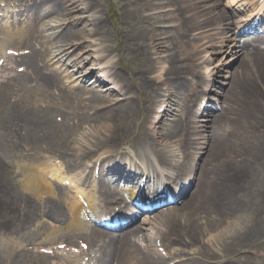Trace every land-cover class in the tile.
I'll return each mask as SVG.
<instances>
[{
  "label": "bare ground",
  "instance_id": "bare-ground-1",
  "mask_svg": "<svg viewBox=\"0 0 264 264\" xmlns=\"http://www.w3.org/2000/svg\"><path fill=\"white\" fill-rule=\"evenodd\" d=\"M29 1L26 5L25 0H17L13 7L17 15L11 16L14 20L23 17L25 28L11 22L14 29H0L2 48L10 41L15 46L13 50L29 51L14 59V66L20 63L19 67H25L22 74H10L14 66H3L0 72V243H20V238L42 219L67 229L85 227L89 231L86 220L95 216L92 203L79 192L77 198L68 197L64 188L50 183L47 176H54L57 168L46 162L61 161L70 171L101 158L98 180L93 178L94 171L91 173L86 167L81 171V185L97 188L103 205H126L138 192L134 188H113V183L103 181V172L131 182L130 186H140L138 176L145 178L146 183L162 181L153 189L167 183L173 185L177 179L182 182L185 177L191 192L184 199L188 191L185 188L177 198L173 196L179 206L147 216L142 222L141 213L135 217L125 215L122 219L135 228L126 229L123 234H96L91 229L93 233L82 239L89 243V252H98H90L98 256L94 264H167L158 252L159 236L174 246L169 255L175 261L172 264H238L234 258L254 256L260 239V243L264 241V173L258 155L264 148V48L258 47V40L251 45L230 47L226 32L243 34L246 28L242 31L231 21L226 23L230 15L223 9L216 12L212 3L204 4L209 0H122V16L128 30L120 35L119 56L141 59L143 63L129 69L133 76L126 80L123 68L110 64L113 50L108 43L112 42V34L105 20L102 16H86L90 11L101 13L96 12V0ZM256 1L229 2L246 9L255 7ZM131 6H141L135 25L130 20ZM165 7H171L169 12ZM74 8L82 18L67 24L54 21L57 16H70ZM149 12L152 13L148 15ZM257 14L262 20L264 12ZM243 17L238 22L242 26L246 21ZM45 19L49 20L48 25ZM164 20H171L175 31L159 29ZM45 28L53 31V39L44 34ZM202 28L221 30V34L205 36L210 41L200 46L190 44L189 40L197 37L193 32ZM217 35H222L217 38L219 45L213 41ZM145 37L149 38L148 43ZM206 45L212 49L220 47L234 59L226 65L231 70L224 83L216 80L215 71L218 75L220 68L211 69L213 57L208 55ZM78 47H84L87 53L90 51L86 48L95 47L101 56L90 60L97 68L75 76L78 84L71 92L72 87L65 88L67 79L60 78L57 70L50 67L53 60L58 62V56L66 57ZM163 52L162 64L154 65L152 57ZM12 59L7 57L4 62ZM71 65L78 67V59ZM197 67L204 73L199 80ZM88 82L102 89L103 96L90 91ZM163 87L166 94L158 102ZM210 93L216 102H208ZM174 111L180 112V117L167 124L165 119L174 116ZM200 115L203 118L199 119ZM57 117L65 122L58 124ZM67 120L73 127L88 124L82 129L85 134L81 142L67 135ZM75 141L80 142L77 152ZM22 152L27 153L24 158ZM179 155L181 162H176ZM191 163L194 173L188 169ZM10 165L20 169L10 170ZM234 191L248 194V205L247 200L236 201L232 197ZM161 192L167 193V189ZM214 216L221 222L225 218L227 226L211 229L219 220H211ZM137 241L147 249L142 250ZM180 248L187 251L186 262L176 260ZM30 249L11 254L9 263L45 264L48 258L35 254L33 247ZM247 264L254 263L248 260Z\"/></svg>",
  "mask_w": 264,
  "mask_h": 264
},
{
  "label": "rangeland",
  "instance_id": "rangeland-1",
  "mask_svg": "<svg viewBox=\"0 0 264 264\" xmlns=\"http://www.w3.org/2000/svg\"><path fill=\"white\" fill-rule=\"evenodd\" d=\"M2 1H0V5L1 6H2V4H6L5 2H2ZM4 1L8 2L9 5H14L17 2V0H4ZM96 1H97V5H98V8L96 9V12H98V10H100L101 13L100 14L99 13L95 14L92 11H90V13H87L86 16H90V17L93 16V15H96L97 17L98 16H102V18L105 20V23L108 26V28L110 29V32L112 34V42L108 43L109 47L113 50L111 52V54H110V57H112V59L110 61V64L113 65L114 67H122L124 72L122 73V71H121V73L125 75L124 78L127 80L128 77H132L133 76L131 73H129V69H131V68H139V66H143V63L141 62V59L135 60V59H132V57L129 58L126 55H122V54L119 56V50L121 49L120 48L121 44L119 42L120 41V35L122 34V32L128 30V27L126 26V23H125L127 21L123 20V16H122V13H123V11H122L123 10V2H122V0H96ZM129 1H132V0H129ZM229 1L230 0H209L208 2H205L204 4H206V3L214 4L215 8L213 10H215L216 12L219 9L225 10L226 13L228 15H230V19L226 20V23H228L229 21H233L235 23V22H237L236 20L238 18H240V16H242L241 15L242 14V8L238 7V6L237 7L234 6ZM25 2H26V4L30 3L29 0H25ZM67 5L70 6V3L67 2ZM71 7H73V6H71ZM170 8L171 7H165V11L169 12ZM76 10L77 9L74 8V12H72V14L70 16H68V17H61V16L58 17L57 16V17H55L53 19H54V21L56 20V23H58V24H66L68 22H73V21L78 20V19L83 17L81 14L76 13ZM140 12H141V6H134V7L131 6L129 8L130 20H131L132 23H134V25L137 22V19H135V18H136V16L139 15ZM151 13L152 12H149L148 15L151 14ZM170 14H171V12H170ZM53 19H51V20H53ZM45 23L48 25L49 24V20L45 19ZM51 25H54V23H51ZM174 25L175 24L173 22H171V20H169V21L164 20L163 21V25H160V26L157 25V26L161 30L167 29V30L175 31V28H173ZM78 28L79 27L76 26V29H78ZM86 29L91 30L90 26L89 27L87 26ZM211 29L212 28H202V29L197 30L196 32H193V34H195L197 37L191 38L189 40L190 44L200 46L203 43L209 42V39L205 38V36H206L207 33H212ZM52 33H53V31L50 28H45V33L44 34L46 36H49ZM225 36H226V39L227 38L231 39V40H228L229 44H231V47L233 45L235 46V44L237 45V43H238L237 42V38H234L235 41H233V36L231 37L230 34H226ZM221 37H222V35H220V36L217 35L216 39L214 40V42L219 45L220 44L219 43L220 39H217V38H221ZM84 40H86V39H80V42L84 41ZM144 41L146 43H148L149 42V38L145 37ZM241 41H242V39L240 40V43H242ZM9 42L10 41L5 42V46H6L5 48H9V46H11L9 44ZM21 44L23 45L22 48H25V45L23 43H21ZM198 46H196V47H198ZM207 46L208 45L204 46L206 50L209 49V48H207ZM11 47H15V46L12 45ZM86 49L88 51H90V52L87 53L86 50L84 49V47H78V48H75V50L68 55V57L70 56V59H72V60L78 59V62H79L78 64L80 65L81 68L80 69H76V68H71L69 66H67V68H66V66H63L62 70H64L65 68H66V70H64L62 72V75H66L68 77L73 75V78L75 79V76H77L79 74L83 75L84 73L88 72L91 68H95L96 67L95 62H90V60H95L93 57H100L101 54L97 53L98 49L95 48V47H89V48H86ZM23 50H25V49H23ZM104 51H105L104 54H106V49H104ZM208 51H210L208 55H211V57H213L212 58L213 59V64L211 66V69H213L215 66L220 68V72L218 73V75H217V71H215L216 80H219V81L224 83L226 78L229 76V72L231 70V69H227L226 65L228 63L234 61V59H231L232 56H230L229 54L223 53L222 49L220 47H215L214 49H209ZM163 56H165L164 52L162 54H160V55H157V56L155 55L154 57H152L153 64L154 65L162 64L161 63L162 61L160 60V58H162ZM43 58H44V56L42 57V59H41L39 64H42ZM17 64L18 65H15L16 70L18 68L17 66H19L20 63H17ZM66 64H69V61H67ZM55 66H57V65H55ZM55 66L51 65L50 69L53 70ZM59 66L61 67V65H59ZM21 69H22L21 67L18 68L19 71ZM50 69L47 72L48 75H49V73L51 71ZM196 71L199 72L198 77H197L198 80H199L201 77L204 76L203 75L204 73H203V70L200 69V67H197ZM77 84H78V82L75 81L74 82V86H75L74 88L77 87ZM88 86L90 88V91H93L94 93L98 94L97 96H99V97L103 96V94L100 93V91H102V89H100L96 85H93V84H91L89 82H88ZM164 88L165 87H163L162 90L159 91L160 95H158V98H157L156 101L160 102V101L164 100L163 97H162V95H164V93H165L164 92V90H165ZM212 91H213V88H212ZM76 92H78V91H76ZM18 93L21 95L20 92H18ZM207 97L212 103L216 102V99H215L213 94L210 93V94L207 95ZM110 99L111 100H115V98H110ZM38 103H39V101L37 102V104ZM172 109H175L174 106H173ZM173 115L174 116H171V115L167 116L168 117L167 120L165 119L166 120L165 122L167 124L169 122H171L172 119H178L181 114H180V112L177 113V111H174ZM198 118L201 119L203 117L200 115V117H198ZM64 122H65V120H64ZM64 122H63V118L62 117H61V119L58 117V121H57L58 124H62ZM67 124L70 127V129L67 130V135H69L73 139L75 138L76 140H79L81 142V138H82L83 134H85L84 132H82V129L85 128V127H88V124H82L80 126L77 125L76 127H73V126H71V123L68 122V120H67ZM139 124L140 123H138L137 125H139ZM127 137H129V136H127ZM79 143L76 142V141L73 143L74 150L76 152L78 151L77 149H78V144ZM26 155H27V153L24 152L22 154L23 158ZM258 155H259V160L263 164V166H261V168H262L263 173H264V148L259 150ZM45 158L46 157L44 156V159ZM181 159H182V157L179 155L177 158H175V161L176 162H181ZM57 162L59 163V161H57ZM62 163H63V161H62ZM11 164H13V163H11ZM46 164L48 166L54 165V163H52V161H48V162H46ZM58 165H60V167L59 168L56 167L57 168L56 176L48 177L50 183H52L54 185L55 184L56 185H60L61 183H65V182L70 183L67 186H62V187L65 188L64 192L65 193L67 192L66 195H68V197H69L70 194L73 195V193L76 191V189L78 190V188L81 190L79 192L82 193V194H85L88 198L91 197L92 194H94L93 189H92L93 187L91 185H84L82 187L80 186V183L82 181V175H81V172H80L81 170H79V169L75 170V171H73V170H70V171L69 170H65L64 163H63V166H62L61 165V161H60V163ZM9 169L10 170H15L16 166L10 165ZM65 174H69L68 177L66 179H64L63 182L58 183V181H59L58 177L61 178V176L65 175ZM262 186H263V193H264V175H263V184H262ZM261 190H262V187H261ZM188 193H189V191H188ZM232 197H234V199L236 201H238V202H242L243 200H247V199L250 198L248 196V194H244V193L238 192V191H234L232 193ZM263 198H264V196H263ZM99 205H100V203H98V207H99ZM247 205H248V200H247ZM252 205H253V202H251V200H250V206H252ZM221 209L223 210L222 207H221ZM233 217L234 216H232L230 218L233 219ZM218 219H219L218 216H214L211 220L215 221V220H218ZM47 222L48 221L46 219H42L40 221V223H36L33 227L30 228L29 231H27V233L25 232L26 236L23 235L25 237L20 238V241H21L20 243H14V242H11V241H8V240L1 242L0 243V264H10L9 261H8V257H10L11 254L17 255L18 252L24 250L26 247H27V250L30 247H33L35 254H37V253L43 254L40 250H42V251L44 250L45 251L44 248H47V247L51 248L50 251H52L53 250L52 248L58 247V244H60V243L61 244H65V245H69V246L73 247L74 249L79 250V248L81 246V244H80L81 242L88 243L87 240L85 241V239H82V238L86 234H92V232L91 231H87L85 229V227L76 228V229H67L65 227V225L64 226H59V225H54V224L48 225ZM212 225H213V228H211V229H215L216 230V229H220L221 227H226L227 226V222H226V220L224 218V221L221 222L220 219H219L216 223H213ZM54 226L56 228L52 229V227H54ZM52 230H55V231H52ZM50 231L53 234H51ZM51 238L53 239L52 242H51L52 245L49 246L48 242H49V240ZM84 238H86V237H84ZM263 239H264V237H263ZM261 240L262 239H260V241ZM260 241H259V247L256 250H254V253H255V254L253 253L254 256L246 255V256H248L247 258H244V257L243 258H234V261L237 262L238 264H247L248 260L253 261L254 264H264V241L262 243H260ZM30 243H33V244L28 246ZM140 248H141V246H140ZM165 250H166V253L167 252L169 253V251L166 248H165ZM59 251H63V250H59ZM90 252H95V250L91 249ZM95 253H98V252H95ZM95 253H92V254L90 253V257H91V259L93 258V262L98 259V256L95 255ZM52 254L53 253H51L50 255L54 256ZM181 254H182L181 259L182 258L189 259L187 251L181 252ZM36 256L37 255H34V257H36ZM39 256H43V255H39ZM46 256L47 255H45V257ZM63 257L64 256H62V255H58V256H56V260L58 261V259L63 258ZM162 257L164 258V259H162V261L165 262V263H168L169 260H168L167 255H163ZM47 258H48V260H45V264H55L57 262L55 260L52 261V258L50 256H47ZM83 258L85 259V257H83ZM87 258H89V256ZM64 259L65 260L63 262H66L67 264H78L76 262L72 263L71 259H68V258H64ZM196 263L199 264V261H197ZM12 264H15V263H12ZM200 264H202V263H200Z\"/></svg>",
  "mask_w": 264,
  "mask_h": 264
}]
</instances>
